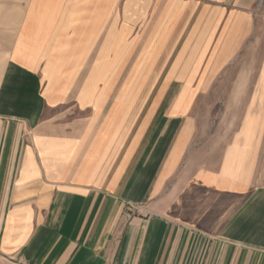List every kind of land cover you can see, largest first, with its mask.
<instances>
[{
	"label": "crops",
	"instance_id": "obj_1",
	"mask_svg": "<svg viewBox=\"0 0 264 264\" xmlns=\"http://www.w3.org/2000/svg\"><path fill=\"white\" fill-rule=\"evenodd\" d=\"M258 2L152 0L151 50L136 53L134 70L136 85L162 93L96 95V72L111 62L89 61L81 111L48 117V34L63 46V34L95 38L94 28L82 30L77 0H0V264H191L208 234L227 237L220 264H264V142L245 128L223 143L192 112L264 103L262 76L237 83L245 94L217 93L249 35L264 34Z\"/></svg>",
	"mask_w": 264,
	"mask_h": 264
},
{
	"label": "rangeland",
	"instance_id": "obj_2",
	"mask_svg": "<svg viewBox=\"0 0 264 264\" xmlns=\"http://www.w3.org/2000/svg\"><path fill=\"white\" fill-rule=\"evenodd\" d=\"M77 1H79L81 9L79 24L82 30L85 29L84 31L86 29L91 31L94 28L95 38H88L84 34H79V36L78 34H63V46H60L58 42L61 34H48L49 44L47 42V47L42 51L43 55H40V73L45 81L43 89L49 97V103L45 105V114L49 117L54 116L55 113L67 111V117H72L81 111L77 102L81 101L80 96L87 94L88 87L84 83L89 76L86 65V62L88 64L89 61L91 64L107 60L109 63L111 62V66L108 65L105 71L101 66V69L96 72V81L94 82L96 86L91 87L96 95L127 94L134 98L135 96L139 98L149 96V100H151L152 97L162 93L163 88L160 87L136 85L139 77L136 74L139 72L134 70L136 53L139 51L146 53L151 50V40L145 37L151 32L152 0ZM263 4L264 0H259L252 10L254 16L264 17ZM86 5L89 10H85ZM126 11L128 12L126 13ZM83 19H89V21L84 22ZM121 36L124 47L127 46L128 49L127 64H124L123 70L119 69ZM104 48L107 50V55L103 58L100 55L103 54ZM72 61H74V65ZM61 67L63 68L62 72ZM140 73L142 72L140 71ZM145 73L151 74V71H145ZM261 76L264 77V34H250L247 43L236 56L231 68L225 73L224 77L229 85L219 87L217 93L226 95L228 91L239 90L240 94H245L248 88L243 85L238 87L237 83L248 80L250 84H254L259 79L261 80ZM232 84L236 86H232ZM249 89L253 90V86ZM174 91L178 94L179 88L169 89V93H174ZM144 105H150V103ZM192 112L195 113L197 127L212 132L211 138L220 137L219 139H223L222 142L226 143L232 133H242L243 129L248 128V132L256 137L257 144L264 142V103L198 102L195 103ZM216 130L220 135H215ZM129 206L131 213L141 214L144 211L143 205ZM205 237L204 244L199 248L200 256L198 255L197 262L191 264H220L223 256L232 254L229 246L222 245L227 237L220 234H208ZM178 251L182 253L183 248H179Z\"/></svg>",
	"mask_w": 264,
	"mask_h": 264
}]
</instances>
